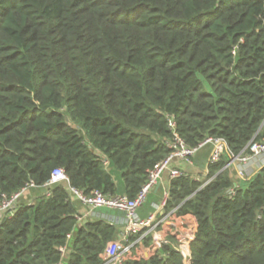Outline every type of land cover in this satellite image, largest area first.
I'll return each instance as SVG.
<instances>
[{
  "label": "trees",
  "instance_id": "16d2710c",
  "mask_svg": "<svg viewBox=\"0 0 264 264\" xmlns=\"http://www.w3.org/2000/svg\"><path fill=\"white\" fill-rule=\"evenodd\" d=\"M174 134L227 151L169 180L161 217L192 231L156 233L184 251L148 234L125 264H264V165L234 195L225 168L264 139V0H0V202L44 189L0 221V264H106L122 228L77 221L67 186L44 185L62 169L85 195L134 198Z\"/></svg>",
  "mask_w": 264,
  "mask_h": 264
},
{
  "label": "built area",
  "instance_id": "2783aa9c",
  "mask_svg": "<svg viewBox=\"0 0 264 264\" xmlns=\"http://www.w3.org/2000/svg\"><path fill=\"white\" fill-rule=\"evenodd\" d=\"M208 145L211 146V153L209 156L210 163L218 162L221 156L227 151L226 144L221 139L207 138L197 146L189 147L180 137L174 134L172 139L167 142V146L170 149V154L162 162L158 163L153 169L148 171L145 184L142 186L137 195L131 199L125 195H104L97 190L85 195L83 192L69 187L67 176L62 169L53 170L52 174L50 175V179L44 185L46 191L44 193L46 196H48L49 188L57 184L66 185L71 200L77 201V203L87 209L86 216H92L93 212L96 210H104L105 212L99 214L96 220L107 221L110 224L118 225L122 228L117 239L108 242L105 247V253L108 255V261L106 264H125L127 258L130 255L132 247L148 234L153 236L155 243L162 246H169L177 252H183V246L175 245L164 236L156 233L158 227H162L166 220H170L172 217V212L163 217H161L160 212L159 216L157 213H155L151 214L146 219H141L137 214V210L142 206L147 195L161 181V178L165 172H167L170 179L177 178L182 175V171L171 167L172 161L174 159L190 165L192 159L198 154V152ZM263 165L264 139L261 141H251L247 145L245 152H242L237 156L231 155L227 164L225 165V168L230 167L233 169L234 179L233 185L227 191V194L234 195L239 189L240 181L248 179ZM207 173L208 172H206L204 177L207 176ZM211 180L212 178H205L203 185L208 184ZM34 188L37 187L32 182H30L20 191L13 193L10 196H3L0 202V221L5 217H11L20 205L22 197L30 189ZM167 198L168 194L166 192L160 203L161 211L165 206ZM110 212H114L115 214H109ZM76 219L79 222H84L86 220L81 217L79 213H77ZM176 220L177 222L175 223L177 224V228L181 233H183L182 229L180 228L182 223L179 221V219ZM191 231L192 229H190V232L185 235L191 234ZM140 233L141 235L137 240L130 241L132 236ZM59 252L62 256H64L66 247L64 246L60 248Z\"/></svg>",
  "mask_w": 264,
  "mask_h": 264
},
{
  "label": "crops",
  "instance_id": "0c3cea01",
  "mask_svg": "<svg viewBox=\"0 0 264 264\" xmlns=\"http://www.w3.org/2000/svg\"><path fill=\"white\" fill-rule=\"evenodd\" d=\"M210 153H211V146L208 145L198 152V154L194 157V159L192 160L190 165H188L184 162H181L177 159H174L172 161L171 167L177 168L178 170H180L186 174L192 175L194 177H198L200 179V176L204 177L206 172H207V166L209 163ZM169 180H170V178L168 177L167 172L164 173V175L161 178V181L158 183V185L149 194V197L151 198V202H152L151 206L153 208V212L157 213L158 216L160 215V212H161L160 203H161L162 198H163L162 196H164V194L168 190L167 187H168ZM42 189L43 188L30 189L22 197L21 203H26V204L33 203V201H35V199L39 195H41V193L43 192L44 189L43 190ZM153 201H155V202H153ZM77 205H78V210H77L78 213L81 215V217L86 219L84 222H86L88 220H96L98 218L99 214L105 212L104 210L99 209V210L94 211L92 216H86L87 209L85 207L81 206L79 203H77ZM153 212L147 214V212L145 210H141L140 211V216H141L140 218L141 219H144L145 217L147 218L151 214H154ZM109 214L114 215L115 213L110 212ZM170 222H173L171 218H170V220H166L164 222V225H168Z\"/></svg>",
  "mask_w": 264,
  "mask_h": 264
},
{
  "label": "rangeland",
  "instance_id": "374dc122",
  "mask_svg": "<svg viewBox=\"0 0 264 264\" xmlns=\"http://www.w3.org/2000/svg\"><path fill=\"white\" fill-rule=\"evenodd\" d=\"M194 159V158H193ZM192 159V160H193ZM166 173V172H165ZM200 176V175H199ZM200 179L201 180H203V177L202 176H200ZM150 194V193H149ZM149 194L147 195V197H146V199H145V201H144V203L142 204V206L140 207V208H138V210H137V214H138V216L139 217H141L140 216V211L141 210H145L146 212H147V214H149V213H151V212H153V208H152V206H151V204H152V202H151V198L149 197ZM163 197V196H162ZM153 202H155V201H153ZM154 213V212H153ZM155 214V213H154ZM143 218V217H142ZM144 219H146V217L144 218ZM172 220L174 221V222H177V220L176 219H173L172 218ZM179 221L182 223L181 225H180V228L182 229V231H183V234H187V233H189L190 232V229H191V222L189 221V218H182V219H179ZM177 225V224H176Z\"/></svg>",
  "mask_w": 264,
  "mask_h": 264
}]
</instances>
